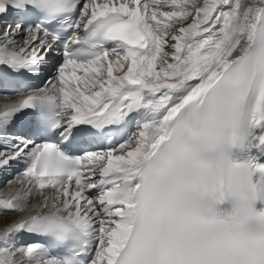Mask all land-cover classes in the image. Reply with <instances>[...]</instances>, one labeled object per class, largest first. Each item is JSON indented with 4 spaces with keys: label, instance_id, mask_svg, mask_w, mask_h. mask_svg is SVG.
I'll use <instances>...</instances> for the list:
<instances>
[{
    "label": "snow or ice",
    "instance_id": "obj_1",
    "mask_svg": "<svg viewBox=\"0 0 264 264\" xmlns=\"http://www.w3.org/2000/svg\"><path fill=\"white\" fill-rule=\"evenodd\" d=\"M0 98V264H264V0H0Z\"/></svg>",
    "mask_w": 264,
    "mask_h": 264
},
{
    "label": "bare ground",
    "instance_id": "obj_2",
    "mask_svg": "<svg viewBox=\"0 0 264 264\" xmlns=\"http://www.w3.org/2000/svg\"><path fill=\"white\" fill-rule=\"evenodd\" d=\"M12 20H14V18H10V22H11ZM48 75H49V73L47 72V73L45 74V77H47ZM43 79H44V78H43ZM41 85H42V84H41ZM4 102H6V101H5L3 98H0V104H2V103H4ZM19 127L22 128V127L20 126V121L17 122V126L13 128V131H16V129L19 128ZM14 165H16V164H14ZM14 165H13V166H14ZM18 166H19V168L21 167V165H18ZM10 171H11V175H7V174H5V175H0V192L6 190V189H2V187H3V185H4V182H3V181H4L5 179L8 178L7 176H9V177L11 176V177H12L14 174H16V170H15V169L12 168Z\"/></svg>",
    "mask_w": 264,
    "mask_h": 264
},
{
    "label": "rangeland",
    "instance_id": "obj_3",
    "mask_svg": "<svg viewBox=\"0 0 264 264\" xmlns=\"http://www.w3.org/2000/svg\"><path fill=\"white\" fill-rule=\"evenodd\" d=\"M15 175H16V174H14V176L9 177L8 179H6V180L4 181V185H3L2 189H6V188L8 187V185H7V180H9V179H13V178L15 177Z\"/></svg>",
    "mask_w": 264,
    "mask_h": 264
}]
</instances>
